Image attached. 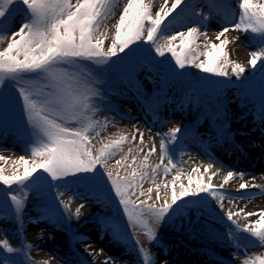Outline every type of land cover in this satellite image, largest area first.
Listing matches in <instances>:
<instances>
[{
  "label": "snow or ice",
  "instance_id": "snow-or-ice-1",
  "mask_svg": "<svg viewBox=\"0 0 264 264\" xmlns=\"http://www.w3.org/2000/svg\"><path fill=\"white\" fill-rule=\"evenodd\" d=\"M119 4L120 0H0V124L15 118L17 134L34 145L30 149L31 159L20 156L13 161L14 168L15 165L23 167L22 173L15 169L10 175H5L4 168L0 167V184L9 189L17 185L21 192L20 195L0 193V212L11 210L19 219L24 208V196L33 188L38 192L61 187L71 191L74 185L84 184L98 189L107 182L119 198L129 224L146 229L148 240L158 244L159 227L174 226L177 220L185 218L191 224L189 213L192 210H208L213 219H218L205 196L219 200V207L223 210L225 193L221 189L224 185H213L211 177L207 182L197 178L193 188L191 174L188 175V186L183 183L177 185L181 179L177 174L171 182L168 199L169 184L157 183L156 176L162 166L165 176L176 167L169 154V143L176 142L180 127L170 130L169 139L161 141V163L156 164L151 173L147 170L151 167L148 158L156 152L155 145L139 163L137 156L144 149L129 147L127 154L115 160L116 170L110 168L109 160L123 152L122 145L134 141L136 136L133 135L130 141L128 136L122 135L103 143L99 149L95 148L93 132L99 122L92 119L97 111L94 99L101 95L95 85L114 71L131 76L138 62H146L163 72L165 77H179L185 74L186 68L195 67L217 77L243 78L240 87L248 90L258 73L264 90V0H239L241 11L238 22L232 26V30L252 34L253 41L257 43V50L250 53L248 61L252 69L251 80L244 76L246 66L230 60L225 50L229 41L221 38L230 31L229 27H223L216 34L215 40L219 43L210 40L208 33L201 29L208 15L196 11L191 0H173L171 7L161 6L155 14L152 11L153 0H124L118 19L112 25L114 36L106 47L105 41L110 38L106 22L116 15ZM205 4L209 14L218 7L216 0H205ZM178 8L177 16L188 13L195 26L165 35V20ZM17 18L18 30H13ZM202 37L205 41L203 50L197 43ZM177 39L181 42L179 50L174 44ZM261 118L264 119V106ZM99 134L95 131V136ZM139 135L143 144L144 134L141 132ZM134 151L136 155H132ZM165 157L171 167L163 164ZM8 159L0 155V161ZM213 167V164H208L205 172ZM121 168L124 175L120 174ZM199 171L198 167L192 169V172ZM236 176L243 180L244 173L228 171L224 184ZM68 177L74 180L69 181ZM149 180L155 185V197L152 187L143 188ZM261 187L264 186L243 181L237 191ZM260 194L264 195V191ZM59 195H64V192ZM255 195L249 193L247 197L237 199H251ZM63 206L70 211L67 203ZM82 207L83 204L76 209L77 217ZM239 215L240 212L231 209L226 212L227 220L235 227L225 236L235 242L237 249L249 244L264 246V211L259 213L260 219L255 224L241 225L238 220H233ZM256 215L258 213L247 212L245 217ZM239 233H247L248 236ZM136 244L142 264H155L149 250L140 246L138 240ZM30 249L31 245L15 248L6 239L0 241V251L6 253ZM0 264H10V259L0 258ZM11 264L19 262L11 261ZM104 264L115 262L108 257ZM243 264H264V257L248 258Z\"/></svg>",
  "mask_w": 264,
  "mask_h": 264
},
{
  "label": "rangeland",
  "instance_id": "rangeland-1",
  "mask_svg": "<svg viewBox=\"0 0 264 264\" xmlns=\"http://www.w3.org/2000/svg\"><path fill=\"white\" fill-rule=\"evenodd\" d=\"M123 2L124 0H120L116 15L106 22L110 36L109 40L105 41L106 47L110 45L111 38L114 36L112 25L118 19ZM191 3L195 6L196 11L205 12L208 16L212 13L226 15L221 8L224 4L223 0L216 1L218 7L210 14L205 0H191ZM159 4L160 0H153V8ZM240 11L239 9V13ZM179 12L180 9L178 8L171 16L166 18L165 25H167V28L165 29V35L186 31L188 27L195 26L191 22L188 13L177 16ZM153 14L155 13L153 12ZM238 17L239 15L233 18L234 24L238 22ZM18 23L19 18H17L16 25ZM162 27L164 26L162 25ZM229 29V33L236 32L232 30V27ZM13 30H18V26L13 25ZM248 37L253 46L257 48V43L253 41L252 34L248 33ZM180 43L179 39L174 42L177 50H179L178 46ZM197 43L200 45L201 50H203L204 45L200 40ZM166 56H170V53H166ZM229 58L231 57L229 56ZM157 59L164 58L157 57ZM184 73V75L179 77H165L163 72L154 69L151 64L146 62H138L131 76L126 72L114 71L109 73L103 81L95 85L101 95L94 99L97 111L92 119L99 122L95 129V131H99V136L106 128H115L117 130L116 127L118 125L132 127L134 129L132 133L126 134L122 131L123 134L111 140L118 139L123 135L128 136L131 141V137L135 135L137 139L130 143H125L122 147L129 146L133 149L145 147L151 149L155 145L156 152L151 156H157V164L161 163L160 157L163 154L161 141L169 139L170 130L180 127L181 132L177 134L176 142L169 143V154L176 167L172 168L167 176L164 175L163 168H161L157 175L163 177V180L167 179L171 185L173 177L179 174L181 179L177 182V185L183 183L185 186H188V175L191 174L193 179L191 187L194 188L195 180L201 177L199 172H192V169L197 168L198 165L194 162H186L185 160L191 157L199 159L200 156L175 154L173 148L176 146V143L194 136L197 137V141L201 142V144H213L217 146L221 153L229 151L230 148L235 150L234 145L237 143L235 132L243 129V125L239 119L245 115L242 112V115L239 114L240 117L238 119L234 117L228 118L226 121L229 129H226L225 126L221 125V119L217 120L215 118V120L211 115L212 110L228 111L224 99L215 96L209 98V96L205 95L207 94L205 91H211L212 94L232 90L239 91L240 99L237 102L243 101L246 107H253L254 113L253 115H249L252 128H256L259 125L264 129V119L261 118V109L264 106V90H262L260 84L261 77H258L253 86L248 90L231 83L232 77L230 79L217 77L203 73L195 67L186 68ZM244 76L249 79V72L245 73ZM232 79L238 80L235 76ZM168 104L177 105V117L171 114L166 115L165 110ZM259 118H261L260 121ZM14 121L15 118L9 120L6 124H0V148L5 145L9 147L20 145L26 149V157L31 159L30 149L34 145L29 143L23 135L17 134ZM138 128H141V130ZM95 131L93 132L94 139L92 143L96 142V139L99 137L95 136ZM117 131L121 132V130ZM183 131H185L184 134ZM141 132L144 134L143 139L147 138L148 143L143 140V144H141L139 135ZM108 142L109 140H104L97 146L95 143L93 145L96 149H99L103 143ZM251 150L260 151V146L256 145ZM124 154H127V152ZM124 154L121 152L109 160L108 163L112 165L114 171L117 167L115 166V160ZM136 154L135 151L132 153V155ZM145 155L143 152H139L137 163ZM130 162L131 156L129 157ZM164 163L168 165L167 157L164 158ZM168 166L171 167V165ZM119 171L121 175L125 174L122 168ZM151 171L152 168L150 169ZM38 174L36 173L35 175ZM67 179L69 181L74 180L73 177H68ZM207 180L204 181L207 182ZM56 183L61 182L57 181ZM211 183L214 185L213 182ZM4 192H12L16 195L21 194L17 185H12V188L9 189L8 186L0 184V193ZM60 192H64V195H59ZM168 194V199L170 200L171 189ZM205 198L209 202V208L216 215L220 217L226 215L228 211L226 205L229 204L227 201L223 200L224 208L221 210L219 207L221 202L219 200L208 198L207 195ZM64 203L69 205L70 211L65 210ZM81 204L84 207L80 209V215L77 217L75 211ZM231 205L230 203L229 207ZM200 211L204 214L208 213V210L205 209H201ZM191 213L189 214L190 218L193 216ZM239 216H234L233 220H238L241 225L247 224L246 220ZM198 218L195 217L188 226L196 233L205 234L208 232L207 226L210 227L214 222L200 216ZM207 221H210L211 224L206 223ZM228 223L220 225L222 232L234 229L235 226L230 221ZM146 231L142 227L129 224L123 208L119 204V198L115 196L114 191L110 190V185L107 182L98 189L89 188L84 184L74 185L71 191H65L61 187L46 192H38L33 188L27 190V194L24 196V208L19 219L14 217L11 210L0 212V241L6 239L15 248L31 245V249L30 251L15 253L0 251V258L8 257L10 264L11 261L19 262V264H45V262L46 264H104L105 260L111 257L115 264H142V258L137 250L136 241H139L140 246L147 248L151 256L155 247V242L148 240L145 234ZM117 235L120 238H117ZM239 235L248 236L247 233H239ZM206 238V235H203L200 238L188 237L186 240L195 246H202V241ZM159 242L167 245L175 243L172 239L163 237L162 235L159 236ZM92 245L95 248H92ZM217 246L216 251L219 252L226 250L224 246L231 249L234 248L236 251L238 250L235 247V242L230 241L228 238H225V241L217 244ZM90 250H94L93 255H90ZM245 251H258L256 255H252L255 258L257 256L264 257V248L260 245L249 244L245 248ZM173 254L174 252L171 251L169 256H173ZM152 257L154 258V256ZM162 259L165 260L166 257ZM159 262H155V264H160Z\"/></svg>",
  "mask_w": 264,
  "mask_h": 264
},
{
  "label": "bare ground",
  "instance_id": "bare-ground-1",
  "mask_svg": "<svg viewBox=\"0 0 264 264\" xmlns=\"http://www.w3.org/2000/svg\"><path fill=\"white\" fill-rule=\"evenodd\" d=\"M219 1V0H216ZM224 4L221 8L224 10L225 14L221 15L218 13H212L208 16L201 24L202 31H206L208 33V37L210 40L219 43V41L215 40L216 34L225 26L232 27L234 25L233 18H236L239 15V0H223ZM173 0H167V4H165V0H160V4L156 5L153 8V12L157 13L160 11L161 6L171 7ZM204 14H206L204 12ZM16 27L18 25H15ZM227 38L229 43L226 45L225 50L228 51L230 60H234L238 63H241L246 66L247 71L249 72V80L252 79V69L251 66L248 64L250 57V53L254 50H257L255 46L249 41L248 33H244L242 31H236L235 33H226L225 37L221 39ZM200 42L204 45L205 41L202 37ZM260 77L257 73L254 77V82L256 79ZM233 78V76H232ZM231 78V83L237 84L240 86L244 80H233ZM235 79V78H234ZM242 79V78H241ZM258 84V83H257ZM207 93V94H205ZM205 95L215 96L218 98L224 99L226 103V107L228 109L227 112L225 111H214L212 110L211 115L215 119H221V125L226 129H229L227 124V119L230 117H234L238 119L240 117L239 114L243 112V117H241L240 122L243 125V129L237 130L235 132V137L237 143L234 145L235 150L230 148L229 151L221 153L217 146L213 144H201V142L197 141V137L191 136L190 138L183 139L180 143H176V146L173 148V152L175 154H199L201 158V162L203 163L204 167L208 164H213L214 167L206 172L207 177H211V182L214 183L215 186L219 187L221 184L225 185L222 192L225 193L224 200L227 201L229 204L232 205L229 207V204L226 205L228 210L231 209L233 212H240V218H243L248 223H255V220L260 219L259 213L264 211V200L261 199L259 194L262 192L264 187L261 188H249L241 191H237L239 187V183L243 181H247L250 184H257L264 186V129L261 128L259 125L256 128H252V122L249 118V115H253V107L244 105V102L241 101L238 103L237 101L240 99L239 91L232 90L229 92L223 93H213L211 91H205ZM175 103V102H173ZM177 105H170L168 104L165 113L166 115H173L177 117L178 114L176 112ZM214 111V112H213ZM242 115V114H241ZM215 119V120H216ZM261 118H259L260 121ZM252 128V129H250ZM117 130H121L118 132L115 128H106L103 133L96 139L95 145L102 143L104 140H111L114 137H118L119 135L123 134L122 131L127 133H132L134 129L128 125H118L116 127ZM141 130V128H138ZM146 130V129H145ZM185 131H183V134ZM137 139V138H136ZM144 142H147V138L143 139ZM255 144H259L263 147L261 151H253V147ZM129 146L123 147V154L127 152ZM144 149L143 153L147 154L149 149L142 147ZM26 149L20 145L16 147H9L5 145L0 148V155L8 157L10 159L5 161H0V167L4 168V174L9 175L15 169H19L20 172L23 171V167L21 165H13V161H15L20 156H26ZM198 165L197 162H194ZM148 164L151 165L147 170L150 172V169L155 167L157 164V156H150L148 158ZM167 165V163H164ZM109 167L111 168L112 165L109 163ZM163 168V166H162ZM114 170V168L112 167ZM228 171H234L236 173H244L243 180L239 176L233 177L227 184H224V178L227 175ZM215 173V175H213ZM164 178L160 175L156 176L157 183L167 182L169 184L168 192L171 189V185L168 180H163ZM152 187L154 189L152 195L155 197V185L151 183L149 180L147 183L143 185L144 189ZM163 194V189H161ZM167 192V196L169 194ZM249 193H256L251 199H237V197H247ZM208 198H213L208 196ZM143 199V198H142ZM154 201H149L152 203ZM159 203H162L159 202ZM243 209L241 212L240 210ZM193 214L191 221L198 216L206 218L207 220H212L214 223L211 224L210 221H207L209 225L207 226L208 232L199 233L194 232L188 226L189 219L185 218L183 220H177L174 226H164L161 225L158 229V233L163 237L170 238L175 243L173 245L163 244L161 242L154 243V251L151 253L154 256V261L159 262L160 264H243V261L248 258L255 259V256L258 251L256 252H249L245 251L244 246L236 251L234 248H226L224 252L216 251L218 246L217 244L222 243L225 241V233L228 230L220 228L221 224H229L226 215L220 217L216 215L214 211L213 215L218 217V219H213L208 213H202L201 211L197 212L196 210L191 211ZM247 212H255L258 213L256 216L245 217ZM190 214V213H189ZM199 220V218H198ZM203 220V219H202ZM209 236H208V235ZM203 235H206V239L203 242L202 246H195L187 242V238L197 237L200 238ZM178 236V237H176ZM184 238V239H182ZM258 245V244H257ZM92 248H95L92 245ZM264 248V246H263ZM162 251V252H160ZM171 251L174 252L173 256H169ZM90 255H93L94 250H90ZM202 253V254H201ZM254 254V255H252ZM168 255V256H167ZM166 259H162L165 258Z\"/></svg>",
  "mask_w": 264,
  "mask_h": 264
}]
</instances>
